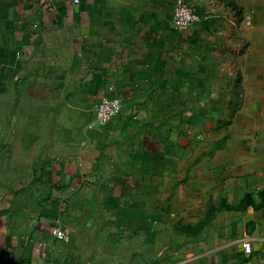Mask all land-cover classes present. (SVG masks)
<instances>
[{
	"label": "crops",
	"instance_id": "0c3cea01",
	"mask_svg": "<svg viewBox=\"0 0 264 264\" xmlns=\"http://www.w3.org/2000/svg\"><path fill=\"white\" fill-rule=\"evenodd\" d=\"M184 1L203 18L188 31L177 0H0V158L16 165L0 170V264H75L80 208L128 199L115 170H160L149 161L224 104L233 63L264 88V0ZM107 98L122 110L101 125Z\"/></svg>",
	"mask_w": 264,
	"mask_h": 264
},
{
	"label": "rangeland",
	"instance_id": "374dc122",
	"mask_svg": "<svg viewBox=\"0 0 264 264\" xmlns=\"http://www.w3.org/2000/svg\"><path fill=\"white\" fill-rule=\"evenodd\" d=\"M233 65L229 96L182 132V150L167 144L149 161L160 170H115L126 201L80 208L75 264H264V88ZM12 107L0 94V155ZM14 165L0 158V170Z\"/></svg>",
	"mask_w": 264,
	"mask_h": 264
},
{
	"label": "built area",
	"instance_id": "2783aa9c",
	"mask_svg": "<svg viewBox=\"0 0 264 264\" xmlns=\"http://www.w3.org/2000/svg\"><path fill=\"white\" fill-rule=\"evenodd\" d=\"M77 1V0H76ZM203 18L197 11L184 0H177L174 11V26L181 31H188L194 25L200 23ZM122 110V102L119 98H107L96 108V120L100 124H107L117 117ZM57 237H62L63 232L57 230Z\"/></svg>",
	"mask_w": 264,
	"mask_h": 264
}]
</instances>
